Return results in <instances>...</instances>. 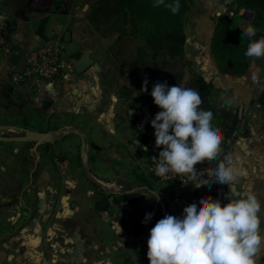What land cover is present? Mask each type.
<instances>
[{"label": "crops", "instance_id": "1", "mask_svg": "<svg viewBox=\"0 0 264 264\" xmlns=\"http://www.w3.org/2000/svg\"><path fill=\"white\" fill-rule=\"evenodd\" d=\"M68 1L0 4V28H9L11 40L6 44L9 54L0 45V124L53 136L51 144L39 149V172L32 180L28 146L0 142V264H149L146 254L136 248L129 218L119 213L118 201L107 202L109 194H135V212L158 219L159 201L168 215L181 217L183 209L196 202L197 188L170 183L150 192L136 180L135 173L148 169L147 152L131 126L136 103L106 87L104 70L95 64L92 51L83 49L78 24L84 14L76 12L78 0H73L77 7L71 5L77 8L73 15L65 5ZM236 10L235 0H190L183 28L184 57L210 86L211 103L221 105L223 94L233 99L231 108L237 112L242 108L240 135L227 151L222 150L219 160L231 156L245 172L236 190L251 191L264 205V109L255 107L264 82V58L247 59L242 75H222L210 49L217 17ZM237 14L238 21L245 14L253 17L244 9ZM52 38L64 44L65 70L52 80L31 77L11 84L10 75L26 67L28 52ZM14 42L21 50L16 65L8 60ZM84 51L90 53L93 65L77 74L70 61ZM217 163H209L210 168ZM229 188L224 185L222 205L228 203ZM156 194L161 199L156 200ZM103 201L107 204L100 208ZM256 264H264V251Z\"/></svg>", "mask_w": 264, "mask_h": 264}, {"label": "clouds", "instance_id": "2", "mask_svg": "<svg viewBox=\"0 0 264 264\" xmlns=\"http://www.w3.org/2000/svg\"><path fill=\"white\" fill-rule=\"evenodd\" d=\"M152 6H163L176 14L179 0L166 3L153 0ZM257 28L251 24L242 28L249 38L244 56L250 60L264 58V36L252 39ZM145 80L141 91H147ZM154 105L161 109L151 120L155 146L162 148L155 164L156 177L181 176L182 184L194 183L195 188L211 187L213 183L228 185V203L205 197L183 209L181 217L166 214L149 231L146 258L149 264H256L264 251V205L248 190L237 191L235 185L245 175L222 152L223 136L212 124L213 113L201 109L203 100L196 89L156 82L150 93ZM221 107H231L233 99L220 97ZM147 147L143 151L147 152ZM218 160L209 169L210 179H198L196 165ZM159 200V195L156 196ZM152 214L145 216L146 222Z\"/></svg>", "mask_w": 264, "mask_h": 264}, {"label": "trees", "instance_id": "3", "mask_svg": "<svg viewBox=\"0 0 264 264\" xmlns=\"http://www.w3.org/2000/svg\"><path fill=\"white\" fill-rule=\"evenodd\" d=\"M171 3L173 0H165ZM180 9L174 15L163 6L153 7V0H94L87 12L86 21L99 38L105 39L116 33L113 43L106 48V53L112 59L127 55L126 69L123 71L125 82L119 88V96L136 103V112L131 119V126L141 146L153 140L154 129L150 124H144L135 129L137 119L142 115L154 119L161 110L153 103L150 95L156 82H167L169 87L180 85L196 89L203 103L201 109L213 113L212 124L219 128L223 136L222 150L227 151L240 135V119L238 112L230 107H221L210 101V86L191 69L184 57L185 36L183 32L186 14L190 0H179ZM238 10H249L253 13L250 24L257 28V34L252 39H259L264 33V0H235ZM238 18H229L225 14L217 17L215 30L211 39V54L219 72L222 75H242L247 69V59L244 56L249 38L243 37L238 31ZM10 30L2 29L1 35L5 44H10ZM135 44L132 53L127 52ZM129 53V54H128ZM147 80V91H141L143 82ZM256 102L264 109V87ZM162 148H160V151ZM148 162V161H147ZM198 165H209L205 160ZM136 180L153 192L156 181L148 169L135 173ZM173 182H166L170 184ZM177 185V183H175ZM191 187V185L189 186ZM115 201L124 200L134 205L135 194L113 195ZM158 196V194H156ZM214 200L217 199L213 195ZM159 199L161 196L159 195ZM154 219L153 224L160 220ZM139 251V250H138ZM141 252V251H139Z\"/></svg>", "mask_w": 264, "mask_h": 264}, {"label": "built area", "instance_id": "4", "mask_svg": "<svg viewBox=\"0 0 264 264\" xmlns=\"http://www.w3.org/2000/svg\"><path fill=\"white\" fill-rule=\"evenodd\" d=\"M2 0H0L1 4ZM226 15L229 18H235L238 16L237 13L234 12H228ZM252 20V16L250 15H243L241 16V19L236 23V27L238 31L242 34V28L247 27L250 24V21ZM2 29L0 28V45L2 46L3 52L5 54H9L11 49L10 45H6L3 42V38L1 35ZM64 44L61 40L52 38L49 40H46L43 42L40 46L30 50L28 52V58H27V65L24 69L20 71L13 72L10 75V82L13 85H19L22 82H25L27 79L34 77L40 80H52L56 77H58L66 68V63L64 60ZM262 87H264V82L262 86H260L259 90L261 91ZM255 107L260 108L259 104L255 102ZM151 121L146 116H140L136 123L134 128L140 129L144 124H150ZM147 147V161L149 162V168L151 170V173L153 177H156L154 173L155 164L158 161V156L160 152V148H157L155 146V140H151L146 145ZM144 146V147H145ZM196 170L199 171L198 179H209V169L210 166H202V165H196ZM162 182H173L177 183L179 186L188 188L190 185L194 186L193 182H189V185L185 186L182 184V180L184 179L181 176H172L169 174L166 177H157ZM215 195L220 202L223 201L224 198V185L214 183V185L209 188L205 189L197 188L195 200L197 203L205 197H212ZM107 202L109 204H114V198L109 197L107 199ZM117 208L119 213L124 216L125 218H129L130 222V229L131 233L133 234L136 242V248L141 251L142 253H147V239L149 235V231L152 227H154L153 220L154 218L151 216L150 220H147L146 222H142L145 220V216L148 213H136L133 206L129 204L127 201L120 200L117 202Z\"/></svg>", "mask_w": 264, "mask_h": 264}, {"label": "water", "instance_id": "5", "mask_svg": "<svg viewBox=\"0 0 264 264\" xmlns=\"http://www.w3.org/2000/svg\"><path fill=\"white\" fill-rule=\"evenodd\" d=\"M222 9H220V12ZM65 40H68V34H65ZM13 52L8 57L9 62L12 65H16L21 56V50L17 47L14 42ZM70 63L74 66V70L77 74H81L88 70L93 65V60L90 58V53L88 51L82 52L78 58L72 59ZM8 92H12V88H9ZM238 118L242 119V108L238 110ZM5 133L7 136L0 135V142L6 143H23L28 146L30 158L33 160L32 170L29 174V179H34L39 172V164H40V153L39 149L44 148L53 142V136L50 132H38L33 131L28 128L17 126V125H8V124H0V134ZM87 156L83 155V163H86ZM156 181H159V178L154 177ZM230 192V188L228 189ZM107 202L103 201L100 204V208L102 206H106ZM102 205V206H101ZM161 219L167 214L164 203L159 201Z\"/></svg>", "mask_w": 264, "mask_h": 264}, {"label": "rangeland", "instance_id": "6", "mask_svg": "<svg viewBox=\"0 0 264 264\" xmlns=\"http://www.w3.org/2000/svg\"><path fill=\"white\" fill-rule=\"evenodd\" d=\"M93 1L94 0H78L79 9L77 8L74 9V10L77 9L76 12L79 13V16L82 17V13L84 14V21H80V24H78V29L80 30V34H81L80 36H82L81 39L84 40L83 49L92 51L91 53L94 56L95 64L96 65L98 64L101 67V69L104 70L103 71L105 74L104 82L106 87L110 90L119 91L120 86H122V84L125 82V75L123 74V71L126 69V63L128 62L129 57L127 55L125 56L123 55L121 57H118L117 59H112L111 57H109L110 55L105 52L107 46L113 43V41L116 39L117 34L113 33L108 37H106L105 39H102L99 38L98 35L92 30V27H90V25L86 21V15ZM47 2L48 1H46V3ZM73 3H74L73 0L72 1L69 0L68 2L65 3V5H67L70 9V11L68 10L70 15H73L72 13L74 12V10L71 9L72 8L71 5ZM72 6L77 7V4L74 3ZM134 47L135 44H133L132 48H130L127 52L132 53L134 51ZM162 184L165 185L166 182H163Z\"/></svg>", "mask_w": 264, "mask_h": 264}]
</instances>
